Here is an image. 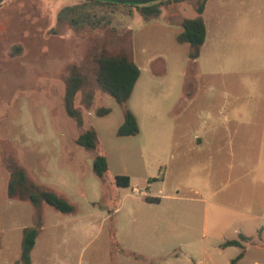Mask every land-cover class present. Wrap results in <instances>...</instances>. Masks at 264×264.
<instances>
[{"label": "rangeland", "instance_id": "374dc122", "mask_svg": "<svg viewBox=\"0 0 264 264\" xmlns=\"http://www.w3.org/2000/svg\"><path fill=\"white\" fill-rule=\"evenodd\" d=\"M77 2L0 4V264H22L23 230L32 227L30 264H264V0H207L206 38L194 61L175 39L176 21L196 16L191 2L149 22L114 11L116 33L57 27L59 9ZM101 45L127 48L140 74L127 101L137 135L117 136L123 115L112 97L96 91L89 108L75 97L82 127L95 130L107 160L99 180L94 153L75 144L80 128L64 111L63 93L69 67L88 68ZM206 70L226 73L206 77ZM207 86L241 90V124L216 120L223 147L239 148L235 157L209 159L206 143L193 139L206 140ZM100 107L109 112L97 116ZM10 161L73 211L9 198ZM121 175L128 186L114 183ZM213 203L230 210H211ZM254 232L232 263L241 249L221 245Z\"/></svg>", "mask_w": 264, "mask_h": 264}, {"label": "trees", "instance_id": "16d2710c", "mask_svg": "<svg viewBox=\"0 0 264 264\" xmlns=\"http://www.w3.org/2000/svg\"><path fill=\"white\" fill-rule=\"evenodd\" d=\"M207 0H159L154 3L134 6L120 5L111 2L97 0H78L76 4L64 6L56 14V26H67L74 31L108 29L111 32H118L113 26V12L122 9L127 16L132 17L133 12L140 15L144 22L157 19L162 14V8L182 2H191L196 16L184 18L180 21L179 31L176 32V42L187 45V57L191 61L198 58L200 48L205 38V25L201 14ZM128 32V31H126ZM14 51H19L13 46ZM88 68L81 65H72L66 72L63 106L66 115L76 121L80 128L75 139V144L83 149L94 153L92 159V173L102 180L108 171V164L105 155L98 151V139L93 128H83L80 112L74 107V100L80 93L81 103L89 108L93 104L96 91L108 95L120 106L123 115V122L117 129V136H134L139 133L137 120L132 111L127 107L134 85L139 77V68L134 62L130 51L120 47L116 52H110L104 46L95 48L87 57ZM83 66V67H82ZM109 112L106 108H98L95 111L97 116L106 115ZM9 180L6 193L9 198H17L27 201L34 207L45 203L61 213H71L73 206L63 197L49 191L32 182L25 174L22 167L10 161ZM150 181V180H149ZM148 181V183H149ZM114 183L117 186H128L127 176H115ZM147 202L157 203L155 198H144ZM37 227L23 230L21 240L20 260L22 264H30V253L34 247L37 237ZM113 236V230L111 237ZM113 243L114 238L112 237ZM249 242L247 237L242 235L238 239L225 241L222 247H237L241 249L238 255L231 261H237L244 256V244Z\"/></svg>", "mask_w": 264, "mask_h": 264}, {"label": "crops", "instance_id": "0c3cea01", "mask_svg": "<svg viewBox=\"0 0 264 264\" xmlns=\"http://www.w3.org/2000/svg\"><path fill=\"white\" fill-rule=\"evenodd\" d=\"M176 6H177V4H176ZM163 9H164V11L162 13H164V15H165L166 9H168V8L164 7ZM181 20H182V17L179 18L176 22L177 23L179 22V24H180ZM204 25H205V23H204ZM205 30H206V27H205ZM178 31H179V28H177V32ZM205 38H206V32H205ZM205 38H204V41H205ZM162 65H163L162 72H165L164 71L165 70V66H164L165 63L162 62ZM225 73H226L225 71L222 72V71L206 70V77H213V76L221 75V74H225ZM157 74H159V73H157V72L152 73V75L154 77H157L158 76ZM182 75H183L184 79L186 80V78L188 77L187 70H185ZM189 91L185 94L183 93V95L187 96V97H185L186 100H187V98H190L189 97V95H190ZM240 91L241 90H238V89L227 90L226 88H212L210 86L206 87V121H205L206 122V140H204L202 142L203 138H201L199 136H194L193 139H195L197 142H199L198 144H200V145L203 143H206V157L209 159H219L220 157L222 158V156H225L226 154H229V156L235 157L238 150H239V148L234 147L233 144L231 146H229L228 148L223 147L225 144V143H223L224 138L220 134H218L217 123H216L217 121L216 120L218 118H220V116H222L223 120L225 121L224 123H229V124L233 123L234 125H236V124L240 125L241 124V122H240L241 118L240 117H242V116H240L238 114L239 107L237 105L238 101H239L238 95L240 94ZM181 95H182V93H181ZM213 103H215L216 105ZM132 113L135 116V113L133 111H132ZM135 118H136V116H135ZM136 120H137V118H136ZM220 123L223 124L222 122H220ZM137 124H138V122H137ZM234 139H235V136H233L231 138L232 143H234ZM240 153H241V150L239 151V154ZM206 191H207V189H206ZM210 194H213V191ZM223 208L229 209V207H226L225 205L213 203L211 210L225 211ZM256 232H254L252 234V236H250V237L246 236L244 233H239L238 236L242 235L244 237H247L250 241L252 237L256 236ZM261 232L264 233V229ZM223 248H225V247H223Z\"/></svg>", "mask_w": 264, "mask_h": 264}, {"label": "water", "instance_id": "95a60500", "mask_svg": "<svg viewBox=\"0 0 264 264\" xmlns=\"http://www.w3.org/2000/svg\"><path fill=\"white\" fill-rule=\"evenodd\" d=\"M4 0H0V4ZM97 1H102V2H111L115 4H120V5H134V6H140V5H146L150 3L157 2L159 0H97Z\"/></svg>", "mask_w": 264, "mask_h": 264}]
</instances>
